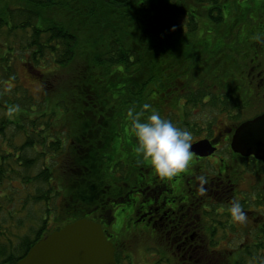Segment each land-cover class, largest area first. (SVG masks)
Masks as SVG:
<instances>
[{
  "label": "trees",
  "instance_id": "1",
  "mask_svg": "<svg viewBox=\"0 0 264 264\" xmlns=\"http://www.w3.org/2000/svg\"><path fill=\"white\" fill-rule=\"evenodd\" d=\"M216 4L217 0H0V31L26 36L22 51L9 38L0 41V69L10 74L12 61H21L42 84L36 99L21 85L6 93L0 81V182L15 173L28 187L47 184L29 193L34 202L46 203L41 226L30 225L35 236H23L8 253L0 246V264H16L43 233L100 206L113 212L131 204L133 194H124L136 189L134 185L125 188L113 206L107 203L114 183L127 181L130 162L118 160L121 153L133 154L137 163L145 164L135 151L130 121L122 126L129 108L139 110L149 103L189 130L192 142L204 131L205 120L215 123L210 111L230 112L257 102L249 78L228 71L247 64L237 62L234 58L239 57L227 45L202 41L209 24L204 33L195 27L199 14L214 20ZM59 72L69 77L52 86ZM153 93L157 95L151 97ZM168 105L179 110L169 113ZM10 126L13 135L7 136ZM30 150L40 158L48 156L35 176H30L35 165ZM65 151L71 161L62 179L54 169ZM61 193L66 200L63 216L51 207ZM51 220L56 222L52 227L47 225ZM2 229L0 225V238L5 235Z\"/></svg>",
  "mask_w": 264,
  "mask_h": 264
},
{
  "label": "flooded vegetation",
  "instance_id": "2",
  "mask_svg": "<svg viewBox=\"0 0 264 264\" xmlns=\"http://www.w3.org/2000/svg\"><path fill=\"white\" fill-rule=\"evenodd\" d=\"M213 10L214 20L201 14L195 17L199 32L204 33L209 24L207 39L202 41L233 49L239 57L234 59L247 65L228 69L229 73L249 78L256 103H264V0H217ZM257 34L260 41L254 39ZM253 105L230 112L210 111L215 123L205 120L204 131L191 145L206 140L211 150L190 151L186 173L161 177L149 162L140 165L133 154L121 153L118 160L130 162L127 181L114 183L107 203L113 206L116 197L134 185L136 189L124 194H133L131 204L123 208L127 210L125 226L116 225L112 208L104 206L82 217L102 225L115 249L116 264H264V161L232 148L236 128L264 113L247 112ZM220 115L228 120L219 122ZM201 176L206 183H201ZM235 200L246 213L242 222L229 212Z\"/></svg>",
  "mask_w": 264,
  "mask_h": 264
},
{
  "label": "rangeland",
  "instance_id": "3",
  "mask_svg": "<svg viewBox=\"0 0 264 264\" xmlns=\"http://www.w3.org/2000/svg\"><path fill=\"white\" fill-rule=\"evenodd\" d=\"M9 4H11V0H6ZM15 6V5H14ZM15 8V7H14ZM25 32L22 34L19 33L17 36H7V32L5 30L0 31V41L5 43L7 39H11L8 42L14 43L17 46V49L22 51V46L25 44L26 36ZM233 50V49H232ZM234 52V50H233ZM233 52H228L233 53ZM235 54V52H234ZM18 56V54H17ZM12 70L10 74H7L6 72H3L2 69H0V81H3V91L6 93H9L11 89H16L17 86L21 85L24 88H26L29 95L34 96V98L39 99L42 94V84L41 81L32 73L29 72V70L26 68V66L18 60H13L11 63ZM69 75L66 72H59L56 77H52V86H55L57 82H62L68 79ZM155 93L151 95V97H154ZM177 112L179 110L178 108H171L169 105L167 106V112L171 113ZM254 111H262L264 110V103H254L253 108H247V112ZM176 114V113H175ZM2 113L0 112V118L2 117ZM219 122L227 121L228 119L222 117L221 115L217 117ZM122 121L124 122L122 126L124 125L126 127L129 120L122 115ZM7 133L5 135L12 136L14 129H12V126L8 127ZM17 135V134H15ZM23 142V139L19 141ZM125 144V141H123ZM101 145V144H100ZM31 152L28 153L29 158L35 159V165L32 167V171L30 172V176L37 175V172H39L45 165V160L48 157L40 158L37 151L30 150ZM62 154V153H61ZM51 155V154H50ZM65 159L64 161H62ZM57 164L66 163L63 167H58L57 164L54 163V161H51V164H55L54 173L58 174L62 177V179L65 178V170H67L68 165L71 161V154L68 153V151L63 152L61 156H58L56 158ZM53 168V167H52ZM59 169V170H58ZM65 171V172H64ZM183 172L186 173L185 169ZM21 175H23V171H21ZM64 173V175H63ZM7 175V174H6ZM99 175V170H98ZM59 182V181H58ZM35 186L28 187L25 185V183L22 181V177L16 176L15 173L12 174V177L10 179H4L0 182V225L2 231L5 233V235L1 236L0 238V246H5L8 253L10 250L15 249L18 247L19 243L22 240L23 236H30L33 238L35 236V233L32 232L30 229V225H35V229L41 226L42 222V216L45 215L46 211V203L44 202H34L33 199H31L30 194L32 191L35 193L37 187L39 185L43 186L44 188L47 187V184L41 183V184H34ZM60 184L57 183L56 187L58 188ZM65 197L61 193L57 198H54L51 201V207L56 210L60 211V213L64 214L63 209ZM128 207V206H124ZM124 207H118L115 208L113 213L115 216V224L118 226H125V218L127 214V210L123 209ZM22 208V209H21ZM17 210H19L17 212ZM65 210V209H64ZM33 218V219H32ZM53 219V217H52ZM56 222L54 220H51V224H47L48 226H54ZM129 240H132L129 238ZM134 242L133 240L131 241Z\"/></svg>",
  "mask_w": 264,
  "mask_h": 264
},
{
  "label": "water",
  "instance_id": "4",
  "mask_svg": "<svg viewBox=\"0 0 264 264\" xmlns=\"http://www.w3.org/2000/svg\"><path fill=\"white\" fill-rule=\"evenodd\" d=\"M232 148L264 161V113L236 128ZM206 150H211L206 140L195 142L190 148L195 153ZM114 252L102 225L81 218L39 239L16 264H116Z\"/></svg>",
  "mask_w": 264,
  "mask_h": 264
},
{
  "label": "clouds",
  "instance_id": "5",
  "mask_svg": "<svg viewBox=\"0 0 264 264\" xmlns=\"http://www.w3.org/2000/svg\"><path fill=\"white\" fill-rule=\"evenodd\" d=\"M254 39L260 41L262 37L257 34ZM9 111L13 109L9 108ZM127 117L130 121L129 132L137 144L135 151L140 158L150 163L159 176L171 177L188 167L192 159V133L189 130L163 117L149 103L142 104L139 110L129 108ZM199 179L202 184L206 183L204 176ZM229 212L236 221L246 219V213L238 200L231 203Z\"/></svg>",
  "mask_w": 264,
  "mask_h": 264
}]
</instances>
